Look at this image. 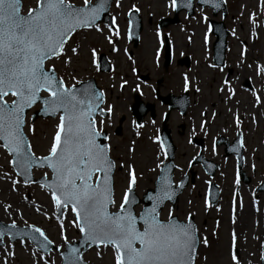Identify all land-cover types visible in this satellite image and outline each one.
<instances>
[{
    "label": "rangeland",
    "instance_id": "374dc122",
    "mask_svg": "<svg viewBox=\"0 0 264 264\" xmlns=\"http://www.w3.org/2000/svg\"><path fill=\"white\" fill-rule=\"evenodd\" d=\"M241 1L225 0L229 3L227 16L224 19L229 36L225 62L220 67L211 62L210 44L214 37L210 33L209 20L218 21L221 20V16L218 14L214 17L210 9L196 7L192 17L188 18L182 12L179 15V23L162 29L170 35V44L174 50V60L165 70L163 69L162 54L158 56L156 53L157 48L162 45L161 40L159 42L155 40V34L158 33L156 22L160 17L172 15L171 0H167V3L161 0H122L120 4L114 1L110 13L118 20L125 16L132 5L140 8L143 30L135 49H132L131 44L127 42L125 26L119 27L117 36L111 35L106 26L101 25L100 31L91 29L78 32L66 45L61 56L46 62V67H53L66 86L94 78L106 97L104 107L112 109L109 120H105L103 124L97 120L96 125L98 130H103V127L109 130L110 154L117 163L114 174V204L118 206L112 210L119 207L123 192L127 189L129 166L136 177V191L138 195H141L147 188L153 186L155 169L163 160L162 152L153 140L157 128L161 125L160 114L166 110V107L154 98L157 80H162L161 94L166 92L179 94L184 88H189V94L193 99V104L185 116L172 112L166 123L171 129L176 146L178 145L175 155L177 163L185 165L192 153V150H188L183 154L181 150L183 145L186 148L190 147L186 144V137L190 133L189 119H192L197 126V133L200 136H208L205 138L206 143L211 140L209 135L230 132L231 137L236 127L235 122L238 120V123L242 124L237 128L240 129L238 131L243 129L244 171L250 177L248 185L241 184L242 196L238 197V200L232 196L233 184L236 181L233 176L235 161L232 159L230 163L228 161L224 163L221 158L212 156L213 152L206 148L203 150L204 155L221 164L214 180L220 187L218 203L214 206L204 203L206 202V184L210 179L203 174V171L196 168L195 185L184 192L177 208H165L162 215L167 218L171 211L172 215L184 218L186 213H193L199 237L202 239L197 251L196 264H233L231 258L233 252L238 253L239 264L254 262L259 264L260 257L264 255L262 198L260 196V199H256L252 191V187L262 181L264 171V74H257L258 67L264 68V6L261 15L257 12L248 15L253 7L249 4L243 7L240 5ZM70 2L75 5H84V0H70ZM35 4L36 0H22L24 13ZM119 22L121 23L120 20ZM203 27H208L206 32L208 44L198 42L201 37L199 32ZM109 38L112 39V43L108 42ZM72 48L78 49L77 55L72 54ZM113 48L116 50L113 51ZM129 49L133 53L130 60L123 53V50ZM93 50L103 51L108 59H111L113 66L110 73L98 72L94 66L96 57L92 56ZM184 56L189 57L188 68H186ZM176 59H178L177 62ZM228 71L231 73L225 83L224 78ZM140 76L146 77L147 80L142 81ZM245 81L250 83L252 89L242 85ZM135 88L142 91L141 99L144 102L150 101L155 105L157 117L153 121H148L150 130L149 128L134 130L130 105L133 103ZM238 96L241 97L239 102ZM222 97H229L230 100H223ZM7 99L11 100V98ZM58 120L56 116L36 119L30 123L29 114L27 115L24 132L35 155L43 156L49 152ZM202 123L203 127H201ZM115 125L120 126V133L115 134ZM29 128L32 130L29 131ZM213 145H215L214 141ZM33 175L34 177L45 175L49 178L51 173L47 168H41L34 169ZM8 177L18 179L11 169L10 156L3 148H0V218L3 217L6 222H15L20 225L35 224L46 232L51 241L61 244L63 242L60 236L61 225L64 228L67 224V221L62 220L68 215L72 225L67 234V241L79 237L78 229L73 227L72 213L68 209L59 218L47 189L39 184L24 185L21 179H18L17 190L12 191ZM8 204L13 206L12 209H15L17 214L22 211L24 216L20 219L9 218V213L2 216V207ZM240 205L242 206L240 218L233 216L234 213L230 214L234 210L237 213L241 209ZM245 211L246 216L243 214ZM259 227L260 230H258ZM233 235L236 237L235 248L232 247ZM204 241L207 243L205 244ZM9 248H13L9 243L2 247L0 256ZM26 248L30 250V254L26 256L20 248V260L13 264H44L40 259V256H43L41 253L31 247ZM114 257L115 252L112 247L101 246L89 250L84 255V261L87 264L94 262L95 264H115ZM7 259L10 260L8 257ZM0 264L3 263L0 261Z\"/></svg>",
    "mask_w": 264,
    "mask_h": 264
},
{
    "label": "snow or ice",
    "instance_id": "6c2138e0",
    "mask_svg": "<svg viewBox=\"0 0 264 264\" xmlns=\"http://www.w3.org/2000/svg\"><path fill=\"white\" fill-rule=\"evenodd\" d=\"M104 3L106 0L93 6L91 0H84L83 7H76L70 0H36L35 6L29 7L25 14L22 0H0V148L13 156L10 163H15L19 169L16 174L23 176L26 183L32 165L51 170V183L41 187L50 189L58 211L70 207L75 216L73 227L79 229L89 246L114 249L115 264H194L195 226L191 222L178 224L171 218V211L167 222L159 218L164 201L172 199L170 177L160 178L155 194L145 193L151 206L136 214L133 208L136 177L129 166L127 189L118 210L110 211L115 203L111 198L114 164L109 155L110 146L98 142L101 136L103 140L109 138L98 130L93 119L98 109L99 115H105L104 109L99 108L102 93L97 95L90 87H68L54 70L44 68L46 60L64 53L67 38L77 29L101 30L96 21L105 10ZM176 3L177 0H172L173 7ZM112 34L119 35L118 31ZM71 52L77 55L78 49L72 48ZM92 56L96 57L94 50ZM257 74H264V68L258 67ZM7 98H11L10 102ZM38 102L45 115L59 117L48 155L43 157L29 155L31 148L23 133L25 110ZM107 111L111 113V107ZM32 231L39 233L44 240L42 247L50 251L48 245L53 242L45 233L39 228ZM63 232L61 225V238L67 243ZM235 245L233 235L232 247ZM77 256L78 250L71 248L67 257L70 264H74ZM231 258L233 264H239L238 253L233 252ZM260 259L264 261V255ZM45 264L49 262L45 260Z\"/></svg>",
    "mask_w": 264,
    "mask_h": 264
},
{
    "label": "water",
    "instance_id": "95a60500",
    "mask_svg": "<svg viewBox=\"0 0 264 264\" xmlns=\"http://www.w3.org/2000/svg\"><path fill=\"white\" fill-rule=\"evenodd\" d=\"M178 1H181V0H178ZM190 2H191V0H190ZM213 3V5L216 7V6H218V7H220V8H222L223 9V13L225 12V7H224V5L222 4V1L221 0H213V2H211V4ZM191 12V10L189 11V13ZM139 32H140V25L138 24L136 27H135V29H134V35H133V39L134 40H136L137 39V36H138V34H139ZM216 32V31H215ZM225 35H226V33L225 32H223V34L221 35V37H222V39H224V37H225ZM220 57V59H222V54H220L219 56H218V58ZM77 89H81V85L80 86H78V87H76ZM43 108V107H42ZM27 110V109H26ZM25 110V111H26ZM43 115V116H46L45 115V113L42 111V109H41V111H39V112H37L36 114H35V116H38V115ZM31 169V168H30ZM30 169H29V181H32V178H31V175H30ZM162 177V176H161ZM160 177V178H161ZM160 180V179H159ZM159 180L157 181V183H156V189H157V187H159ZM156 189L154 190V191H149L148 193H152V194H155V192H156ZM259 189H264V183H262L260 186H259ZM134 195V194H133ZM134 197H135V199H136V203L138 202V200H137V198H136V196L134 195ZM216 199H217V191H215L214 190V188H213V193H211V200L213 201V202H215L216 201ZM143 201H144V203H145V206H144V208H148V207H150L151 206V201H149L148 199H146L145 198V196H144V199H143ZM134 206V205H133ZM175 220V219H174ZM180 224H183V223H180ZM196 234V233H195ZM197 244H198V241L196 242V248H197ZM194 257H195V255H194ZM82 264V262H81V259H80V255H79V253H78V256H77V259H76V261L74 262V264ZM70 264V263H69ZM262 264H264V261L262 262Z\"/></svg>",
    "mask_w": 264,
    "mask_h": 264
},
{
    "label": "bare ground",
    "instance_id": "6f19581e",
    "mask_svg": "<svg viewBox=\"0 0 264 264\" xmlns=\"http://www.w3.org/2000/svg\"><path fill=\"white\" fill-rule=\"evenodd\" d=\"M161 1H164V2H167V0H161ZM262 3H263V0H242L240 5L242 6H247L248 4L250 6H252L253 8L249 11L248 15L252 14V12H261V6H262ZM201 30V29H199ZM201 34V37L199 38L200 41L198 42H201V43H205L206 42V36H205V33H206V28L203 27V29L199 32ZM241 99L240 96H238V102L239 100ZM249 111V110H248ZM254 111V110H253ZM117 206V204L114 205V208ZM22 214V213H21ZM240 214V213H239ZM244 216H246V211L243 212ZM12 215L13 216H16V213L12 211ZM243 224V223H242ZM239 225L241 226V223L239 222ZM258 230H260V227L258 228ZM17 252L20 254V248L17 249ZM47 255L45 258V260H47L49 262V264H58L54 259H53V255ZM28 264V263H27ZM30 264V263H29ZM95 264V262L93 263ZM253 264H256V262H254Z\"/></svg>",
    "mask_w": 264,
    "mask_h": 264
},
{
    "label": "flooded vegetation",
    "instance_id": "af4514ba",
    "mask_svg": "<svg viewBox=\"0 0 264 264\" xmlns=\"http://www.w3.org/2000/svg\"><path fill=\"white\" fill-rule=\"evenodd\" d=\"M190 121H188V127H189V129H190V131H192L193 129H192V127H191V125H193V120L192 119H189ZM216 146V145H215ZM188 148H191V146L190 147H188Z\"/></svg>",
    "mask_w": 264,
    "mask_h": 264
}]
</instances>
